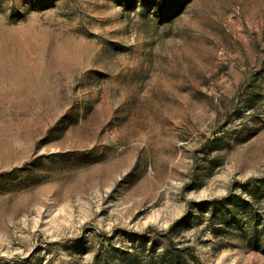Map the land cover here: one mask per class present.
<instances>
[{
	"label": "rangeland",
	"instance_id": "rangeland-1",
	"mask_svg": "<svg viewBox=\"0 0 264 264\" xmlns=\"http://www.w3.org/2000/svg\"><path fill=\"white\" fill-rule=\"evenodd\" d=\"M176 260L264 264V0H0V264Z\"/></svg>",
	"mask_w": 264,
	"mask_h": 264
},
{
	"label": "trees",
	"instance_id": "trees-1",
	"mask_svg": "<svg viewBox=\"0 0 264 264\" xmlns=\"http://www.w3.org/2000/svg\"><path fill=\"white\" fill-rule=\"evenodd\" d=\"M170 244H171V242L169 241V245H170ZM183 251H187L188 254H189V256H190L191 258H193V259H197V257H196L195 254H194L193 248H192L191 246H188V247L184 248ZM168 261H172V260L168 259ZM170 263H171V262H170ZM174 264H178V261L176 260V261L174 262Z\"/></svg>",
	"mask_w": 264,
	"mask_h": 264
}]
</instances>
